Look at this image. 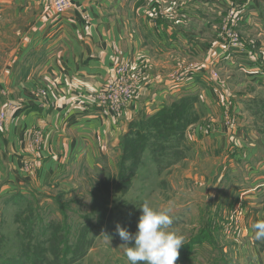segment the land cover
<instances>
[{"label":"rangeland","instance_id":"374dc122","mask_svg":"<svg viewBox=\"0 0 264 264\" xmlns=\"http://www.w3.org/2000/svg\"><path fill=\"white\" fill-rule=\"evenodd\" d=\"M39 1L42 4L41 13H44L39 15L41 20L50 13L51 8L50 0ZM70 1L72 4L76 0ZM228 1L230 8L222 18L215 17L203 25L176 16L171 6L162 0H145L146 6L149 2L152 4L146 8L152 11L156 6L154 9L159 11L157 15L162 16L164 22L184 29L192 39L210 42L207 58L200 67L212 70L198 92L187 94L196 98L194 108L197 112L194 115L197 117L188 126L185 136L180 141L172 140L165 144L166 154L160 162L161 170L146 153L125 194L118 192L126 187L127 182L119 189L115 188V184L111 187L117 178L119 150L118 153L108 152L109 169L90 168L84 156L81 162L80 158L76 163H65L59 168L58 175H54L55 179L46 181L44 176L42 180L39 175L44 163L41 157L46 155L43 128L37 126L30 130L25 147L32 157L36 156L33 153L38 157L36 161L23 160L19 174L36 189L22 193L20 190L0 191V264H130L121 247L124 242L115 228L120 224L134 233L141 214L139 207L146 200L155 209L172 208L173 225L169 230L184 238L175 264H264V240L255 239L252 227L254 223L264 220V204H258L264 203V196L258 203L250 201L249 194L255 189L252 188L253 191L238 198V191L242 190L244 194L249 190L244 189L247 186L244 178L249 177L247 162L229 163L237 168L233 173L227 163L222 164L227 159V151L213 152L218 146L222 149L228 145L227 133L234 136L233 132L244 134L243 144H264V121L246 110L241 114L247 122L240 121V112L236 114L233 107V103L238 106L237 101L241 98L264 100V91L246 86L241 75L228 72L224 64L223 57L229 51L225 39L230 29L241 36L244 44L254 48L259 46L252 41L254 39L244 40L247 33L239 31L240 14L236 13L239 5L236 0ZM13 13L14 10H11L0 19L1 78L6 77L12 68V50L16 43L18 46L19 37L24 34L29 22L25 15L18 17ZM262 55L264 50L259 48L256 62ZM138 57L142 58L139 62L128 65L129 72L137 78L133 100L111 114L115 125L120 117H132L131 104L137 102L143 90L144 95L164 79L178 80L188 75L189 72L184 70L195 67L198 61L176 55L158 58L152 54H140ZM231 60L236 62L233 56ZM55 86L44 81L42 85L29 88L28 96L38 103L57 104L60 93H56ZM208 88L214 92V97L207 109L212 116H220L226 134L223 138H212L217 125L212 126L211 117L205 115ZM179 96L181 94L176 97ZM218 99H222L219 106L216 103ZM157 110L159 108L155 107L151 114L144 112L152 115ZM0 121L2 131L8 121L6 113L0 112ZM34 131L42 133L39 149H35L32 143ZM107 145L99 144L100 152L108 151ZM234 145L231 143V146ZM171 153L177 156H170ZM51 156L54 154L51 153ZM253 180L254 176L250 181ZM108 190L111 194L105 203L104 196ZM235 191L237 196L234 195ZM54 243L58 252L53 248Z\"/></svg>","mask_w":264,"mask_h":264},{"label":"crops","instance_id":"0c3cea01","mask_svg":"<svg viewBox=\"0 0 264 264\" xmlns=\"http://www.w3.org/2000/svg\"><path fill=\"white\" fill-rule=\"evenodd\" d=\"M162 1L171 6L176 16L203 25L215 17L222 18L230 8L228 0ZM236 2L239 5L236 13L240 14L239 31L247 33L244 40L254 39L252 41L259 46L254 48L245 43L243 51L229 49L223 61L228 72L241 75L246 86L264 91V74H259L256 62L258 49L264 50V0ZM148 4L146 6L145 0H76L67 13L56 15L50 10L40 20L39 15L44 13H41L39 0H0V19L14 10V16L25 15L29 21L24 34L19 37L18 46L16 43L12 50V68L6 77L0 76V112L6 113L8 118L7 125L0 130L1 193L36 189L19 174L23 160L36 161L38 157L36 153L33 156L37 157H32L25 147L32 128H43L46 155L41 157L44 162L39 170L42 180L44 176L46 181L55 179L54 175H58L59 168L65 163H76L80 158L81 162L84 156L90 168L109 169L108 152L118 153L119 139L132 119L140 112L151 114L155 107L163 106L170 98L198 92L206 82L212 68L200 66L207 58L210 42L192 39L184 29L164 22V18L157 15L156 6L150 11L146 7L152 4ZM140 54H152L158 58L185 56L198 61L195 67L184 70L189 72L188 75L178 80L164 79L144 95L143 90L137 102L133 103L134 108L131 104L132 117H120L117 122L120 125H115L113 115L91 96L112 79L117 65L135 64L142 59L138 57ZM232 56L236 62L231 60ZM212 60L214 62V57ZM44 81L56 85L54 89L60 93L57 104L38 103L28 96L29 88L42 85ZM213 93L209 88L206 91L205 115L211 117L212 126L217 125L212 138L218 139L226 134L220 116H212L207 109L213 101ZM220 102L222 99L216 102L218 106ZM237 102L238 106L233 103V107L236 114L240 112V121L246 120L241 114L243 110L264 121V111L260 112L264 100L241 98ZM233 133L234 136L227 133L228 145L222 149L218 146L213 152L227 151V159L222 164L227 163L233 173L237 168L229 163L247 162L249 177L244 178L247 183L244 189L249 190L244 194L242 190L238 191V198L255 188L249 198L258 203L264 196V144H243L244 134ZM101 143L108 144L105 153L99 150ZM231 143L236 145L231 146ZM234 195L237 196L236 191Z\"/></svg>","mask_w":264,"mask_h":264},{"label":"trees","instance_id":"16d2710c","mask_svg":"<svg viewBox=\"0 0 264 264\" xmlns=\"http://www.w3.org/2000/svg\"><path fill=\"white\" fill-rule=\"evenodd\" d=\"M187 94L184 93L173 98L170 103L158 107L159 110L152 115L140 113L129 122L126 132L119 139L117 178L113 180L111 185L113 187L115 184V188L119 189L124 182H127L126 187L118 194L127 192L128 185L136 176L146 153L151 157L155 166L159 168L160 162L166 154L164 153L165 144L172 140L180 141L185 136L188 126L197 117L194 115L196 114L194 108L196 98ZM262 109L260 112L264 111V106ZM170 156H177V154L171 153ZM161 168H163L162 164ZM110 194V190L106 191L105 203L109 201ZM53 248L58 252L55 243Z\"/></svg>","mask_w":264,"mask_h":264},{"label":"clouds","instance_id":"9594fccd","mask_svg":"<svg viewBox=\"0 0 264 264\" xmlns=\"http://www.w3.org/2000/svg\"><path fill=\"white\" fill-rule=\"evenodd\" d=\"M136 231L116 225V233L124 242L121 247L130 264H175L184 238L169 230L173 225L172 208L155 209L144 201L139 207ZM256 240H264V220L253 224Z\"/></svg>","mask_w":264,"mask_h":264},{"label":"built area","instance_id":"2783aa9c","mask_svg":"<svg viewBox=\"0 0 264 264\" xmlns=\"http://www.w3.org/2000/svg\"><path fill=\"white\" fill-rule=\"evenodd\" d=\"M72 7L70 0H50L51 11L56 15L67 13ZM235 19V17H234ZM233 19V21H234ZM227 41L228 50L234 49L235 51H243L245 44L241 40V36L232 32L231 29L225 39ZM257 70L260 75L264 74V55L258 57ZM216 74H214V77ZM137 78L129 72V66L125 64H119L115 67L113 77L110 81L94 93L91 97L95 99L101 106L112 114L117 113L125 105L129 104L133 100L135 93V84ZM227 121L229 118L227 117ZM1 123V121H0ZM32 143L39 149L42 143V133L40 131H34Z\"/></svg>","mask_w":264,"mask_h":264}]
</instances>
